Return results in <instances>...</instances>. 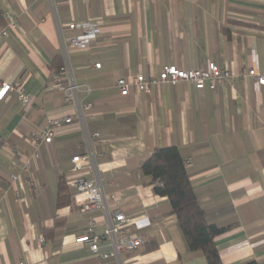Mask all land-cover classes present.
<instances>
[{"label": "crops", "instance_id": "0c3cea01", "mask_svg": "<svg viewBox=\"0 0 264 264\" xmlns=\"http://www.w3.org/2000/svg\"><path fill=\"white\" fill-rule=\"evenodd\" d=\"M5 11L16 25L0 34V82L20 79L34 102L24 110L13 91L0 100V138L30 160L23 169L19 155L0 145V264H207L140 170L154 148L171 145L190 159L207 221L230 225L214 237L222 264H264V86L241 76L249 67L264 73V0H0V32ZM71 21L101 30L87 48H66L75 79L91 88L83 121L50 81L64 60L61 32L76 33L67 29ZM208 60L239 76L214 90L177 82L124 96L114 85L117 77L156 76L165 64L188 69ZM68 114L72 122L30 157V134ZM94 131L99 136L87 141ZM75 154L94 155L96 173L85 176L117 192L122 211L148 217L142 247L102 259L74 241L90 220L94 232L104 229L100 211L74 208L70 186L69 203L55 206ZM147 239L155 243L148 249Z\"/></svg>", "mask_w": 264, "mask_h": 264}, {"label": "built area", "instance_id": "2783aa9c", "mask_svg": "<svg viewBox=\"0 0 264 264\" xmlns=\"http://www.w3.org/2000/svg\"><path fill=\"white\" fill-rule=\"evenodd\" d=\"M2 16L6 23L0 34L6 37L9 28L14 27L16 22L6 11L2 13ZM66 26L67 29L76 31V33L66 36L61 32L64 60L60 68L52 73L50 81L53 88L61 93L62 101L70 104L75 109L74 114L83 121L85 111L92 107V103L86 99L91 88L88 84L80 83L75 79L66 48H87L101 30L90 21H71ZM94 66L99 68L100 63H94ZM237 76L239 75L231 68L221 67L214 61L208 60L198 68L188 69L165 64L156 76L137 73L129 79L117 77L114 85L119 94L124 96L128 95L131 89L151 94L154 90H158L162 83L189 82L197 89L214 90ZM241 76L244 78L251 77L256 84L264 86V73H259L252 67L245 68ZM9 91L15 93L24 110L32 107L33 97L24 89L20 79L11 83L0 82V100L4 99ZM80 94H83V97ZM72 119V114H68L63 119L48 117L44 127L29 136L32 147L30 157H39L40 147L50 143L62 125L71 123ZM90 136L98 137L99 132L94 131L91 135L86 133L87 141H89ZM0 145L9 148L1 138ZM9 152L12 156L19 155L23 169L29 166L30 160L27 155L24 156L13 148H9ZM96 156H101V153ZM70 160L73 177L68 180L67 184L74 191L72 205L81 212L100 211L104 215V229L101 233L94 232V220H90L86 228L74 237V241L88 246L93 255L102 259L110 257L119 259L123 253L132 252L142 247L143 239L139 232L150 224L148 217L128 216L119 208L120 196L117 192H105L97 176L95 179L86 178L85 173L92 171L96 173V166L93 162L94 155L75 154ZM189 162L190 159L184 161L185 165ZM10 178L14 183L18 179V174H12ZM39 241L42 243L44 238L40 237ZM19 264L24 263L19 262Z\"/></svg>", "mask_w": 264, "mask_h": 264}, {"label": "trees", "instance_id": "16d2710c", "mask_svg": "<svg viewBox=\"0 0 264 264\" xmlns=\"http://www.w3.org/2000/svg\"><path fill=\"white\" fill-rule=\"evenodd\" d=\"M61 65H58L53 72ZM140 170L143 175L149 177L154 193L168 198L170 210L176 216L177 225L188 249L202 252L207 264H222L220 254L214 244V237L224 232L230 225L218 226L207 221L191 184L180 149L173 145L154 148L141 162ZM69 201V187L64 177L60 176L55 206L57 208L65 206ZM147 240V249L155 245L149 239ZM240 264H256V262L249 260Z\"/></svg>", "mask_w": 264, "mask_h": 264}]
</instances>
